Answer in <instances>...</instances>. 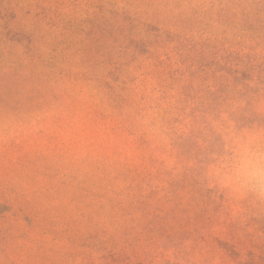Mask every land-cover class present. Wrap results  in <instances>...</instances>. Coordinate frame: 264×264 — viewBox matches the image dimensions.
<instances>
[{
    "label": "rangeland",
    "instance_id": "obj_1",
    "mask_svg": "<svg viewBox=\"0 0 264 264\" xmlns=\"http://www.w3.org/2000/svg\"><path fill=\"white\" fill-rule=\"evenodd\" d=\"M0 264H264V0H0Z\"/></svg>",
    "mask_w": 264,
    "mask_h": 264
}]
</instances>
